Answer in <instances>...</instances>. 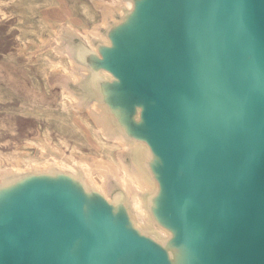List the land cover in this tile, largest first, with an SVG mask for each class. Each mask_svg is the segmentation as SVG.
Segmentation results:
<instances>
[{
  "label": "water",
  "instance_id": "1",
  "mask_svg": "<svg viewBox=\"0 0 264 264\" xmlns=\"http://www.w3.org/2000/svg\"><path fill=\"white\" fill-rule=\"evenodd\" d=\"M72 84L152 184L154 228L123 188L58 166L0 178V264H264V0H128Z\"/></svg>",
  "mask_w": 264,
  "mask_h": 264
},
{
  "label": "bare ground",
  "instance_id": "2",
  "mask_svg": "<svg viewBox=\"0 0 264 264\" xmlns=\"http://www.w3.org/2000/svg\"><path fill=\"white\" fill-rule=\"evenodd\" d=\"M70 1L74 9H80L84 14L78 26L73 25V17L69 10L64 9L60 13L66 16L65 25L60 20L46 15L50 9L56 13L59 12V0H0V8L12 5L21 14L19 20L31 24L30 27L18 24L23 38L19 46L23 47L24 56L33 64L39 63L44 57L50 60V69L46 72L47 85L50 87L59 85L62 88L64 110H74L81 114L86 125L94 130L109 157L88 155L83 153L78 146L74 145L69 148L66 143L64 144L66 149L63 150L66 152L65 158L59 154L60 147L52 140L49 131L45 130L40 131L37 138L28 139L22 145H18L14 152L0 153V159L10 161L11 172L8 174L26 172L32 167L58 166L73 172H82L89 184L99 188L108 196L112 186L118 185L126 192L138 224L145 229H153L154 226L149 219L143 200V194L151 190L152 184L134 162V149L121 136L112 131L99 104L95 101L85 102L73 90L72 84L79 83L86 74V70L80 67L64 50L65 36L68 34L80 36L90 46H93V40H104L102 30L118 20V17L131 7V3L128 0ZM0 10L6 17L7 13L3 9ZM87 20H93L94 24L87 27L85 25ZM32 50H36L34 57H32ZM55 72L63 77L61 84L56 83ZM51 78H54V81L51 82ZM50 115L53 114L48 113V118ZM112 147L118 150L116 157L110 153ZM32 148L36 150L32 151ZM3 175L5 176V173L0 171V178Z\"/></svg>",
  "mask_w": 264,
  "mask_h": 264
},
{
  "label": "rangeland",
  "instance_id": "3",
  "mask_svg": "<svg viewBox=\"0 0 264 264\" xmlns=\"http://www.w3.org/2000/svg\"><path fill=\"white\" fill-rule=\"evenodd\" d=\"M59 1V12L50 9L46 15L60 20L65 25L66 16L60 13L64 9L69 10L73 17V25H80L79 20L84 17L81 10L74 9L70 0ZM0 9L7 13L4 17L0 10V153H12L18 145H22L28 139L37 138L40 131L48 130L52 140L60 147L59 154L65 158L66 152L63 150L66 149V143L69 148L78 146L88 155L109 157L94 130L86 125L81 114L74 110H64L62 88L59 85L55 87L47 85L46 72L50 69V60L44 57L39 63L33 64L24 56V49L19 46L23 38L18 24L26 27H30L31 24L20 21L21 14L12 5ZM93 24V20L85 21L87 27ZM70 39H67L64 45V50L69 55L72 40ZM35 52L36 50L31 51L32 57L35 56ZM55 80L61 84L63 77L55 72ZM52 81L54 78H51ZM48 113L53 115L48 118ZM117 151L116 147H112L110 153L116 157ZM0 171L5 174L11 172L9 160L0 159ZM112 187L115 188L116 185Z\"/></svg>",
  "mask_w": 264,
  "mask_h": 264
}]
</instances>
